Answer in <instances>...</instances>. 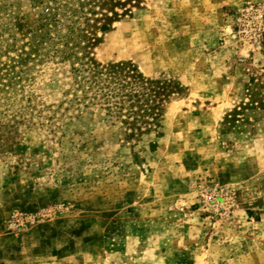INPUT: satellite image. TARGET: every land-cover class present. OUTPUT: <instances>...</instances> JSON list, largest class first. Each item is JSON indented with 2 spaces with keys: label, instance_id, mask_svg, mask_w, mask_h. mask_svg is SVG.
I'll return each instance as SVG.
<instances>
[{
  "label": "rangeland",
  "instance_id": "obj_1",
  "mask_svg": "<svg viewBox=\"0 0 264 264\" xmlns=\"http://www.w3.org/2000/svg\"><path fill=\"white\" fill-rule=\"evenodd\" d=\"M60 1L0 0V69ZM115 11L90 55L157 107L133 126L79 100L54 53L1 79L0 264H264V0Z\"/></svg>",
  "mask_w": 264,
  "mask_h": 264
},
{
  "label": "trees",
  "instance_id": "obj_2",
  "mask_svg": "<svg viewBox=\"0 0 264 264\" xmlns=\"http://www.w3.org/2000/svg\"><path fill=\"white\" fill-rule=\"evenodd\" d=\"M118 1L57 2L58 6L53 13L42 16L37 26L22 34L23 37L29 35V40L19 46V40L15 39L9 45L17 54L9 57V61L3 63V68L0 69L3 89L11 87L15 80L22 79L30 69L31 61H41L45 55L54 53L72 62L77 91L80 90L82 94L78 96L79 100L90 98L112 104L116 114L132 119L128 123L133 126L138 122L149 123L147 117L157 107L156 99L150 100L143 89L142 92L128 90L138 85L140 80H143V85L149 81L132 63L121 62L105 66L94 60L89 52L97 30H109L116 20L115 8ZM259 35L264 49V26L259 29Z\"/></svg>",
  "mask_w": 264,
  "mask_h": 264
}]
</instances>
